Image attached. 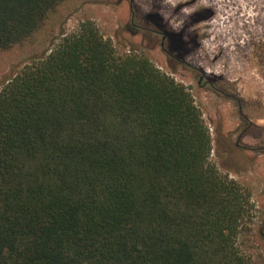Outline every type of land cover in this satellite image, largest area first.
Instances as JSON below:
<instances>
[{"label": "trees", "instance_id": "16d2710c", "mask_svg": "<svg viewBox=\"0 0 264 264\" xmlns=\"http://www.w3.org/2000/svg\"><path fill=\"white\" fill-rule=\"evenodd\" d=\"M60 1L0 0V50ZM211 149L184 84L82 22L0 91V264H251Z\"/></svg>", "mask_w": 264, "mask_h": 264}, {"label": "rangeland", "instance_id": "374dc122", "mask_svg": "<svg viewBox=\"0 0 264 264\" xmlns=\"http://www.w3.org/2000/svg\"><path fill=\"white\" fill-rule=\"evenodd\" d=\"M206 1L62 0L28 37L0 50V91L84 21L118 52L144 53L186 86L210 133L209 160L249 192L239 244L251 264H264V0ZM202 9L208 19L194 23L190 15ZM200 75L209 84H198Z\"/></svg>", "mask_w": 264, "mask_h": 264}, {"label": "flooded vegetation", "instance_id": "af4514ba", "mask_svg": "<svg viewBox=\"0 0 264 264\" xmlns=\"http://www.w3.org/2000/svg\"><path fill=\"white\" fill-rule=\"evenodd\" d=\"M157 34H159V33H156V32H155L153 35H157ZM160 34H161V33H160ZM161 35H162V40H163V42H161V45H163L166 36H164L163 34H161ZM157 36H158V35H157ZM195 41H196L195 38H192V42L194 43ZM201 83H203L204 85L209 84V82H208L207 80H205V78H204L203 75H200V76L198 77V84H201ZM245 148H247V147H245ZM247 149H248V148H247Z\"/></svg>", "mask_w": 264, "mask_h": 264}, {"label": "bare ground", "instance_id": "6f19581e", "mask_svg": "<svg viewBox=\"0 0 264 264\" xmlns=\"http://www.w3.org/2000/svg\"><path fill=\"white\" fill-rule=\"evenodd\" d=\"M209 1V0H208ZM208 1H206V2H208ZM214 18H216V16L214 17ZM229 43H230V41H229ZM227 44V43H226ZM228 45V44H227ZM226 46V45H225ZM224 57V56H223ZM227 58V57H226ZM236 67V66H235ZM246 78V77H245ZM247 79V78H246ZM262 174L264 175V163H263V168H262Z\"/></svg>", "mask_w": 264, "mask_h": 264}]
</instances>
